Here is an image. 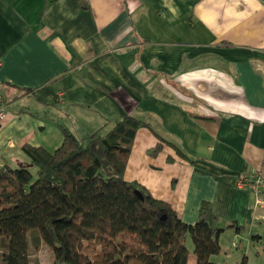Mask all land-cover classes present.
Returning <instances> with one entry per match:
<instances>
[{
  "label": "crops",
  "instance_id": "0c3cea01",
  "mask_svg": "<svg viewBox=\"0 0 264 264\" xmlns=\"http://www.w3.org/2000/svg\"><path fill=\"white\" fill-rule=\"evenodd\" d=\"M0 97V166L131 115L124 179L187 224L208 203L212 261L261 251L264 192L235 178L264 172V0H0Z\"/></svg>",
  "mask_w": 264,
  "mask_h": 264
},
{
  "label": "trees",
  "instance_id": "16d2710c",
  "mask_svg": "<svg viewBox=\"0 0 264 264\" xmlns=\"http://www.w3.org/2000/svg\"><path fill=\"white\" fill-rule=\"evenodd\" d=\"M144 125L125 115L84 136L62 128L54 149L23 145L28 162L0 166V264H31L28 236L49 249L51 264H185L187 238L194 264H223L210 259L223 228L208 203L187 224L124 179L134 132Z\"/></svg>",
  "mask_w": 264,
  "mask_h": 264
},
{
  "label": "rangeland",
  "instance_id": "374dc122",
  "mask_svg": "<svg viewBox=\"0 0 264 264\" xmlns=\"http://www.w3.org/2000/svg\"><path fill=\"white\" fill-rule=\"evenodd\" d=\"M18 156L15 158V161H10V166H16L18 165L17 161L19 162H28L26 155L21 151H16ZM19 152V153H18ZM28 241V259L29 262L32 264L34 262L38 264H51V253L49 249L44 246L40 240H37L35 238H32L31 236L27 237ZM185 245L188 248L192 247V243L190 239H186ZM253 251V250H251ZM236 251L230 252V254H236ZM238 254V253H237ZM239 255V254H238ZM232 258V257H231ZM229 260V259H228ZM232 263V262H230ZM248 264H264V257L262 255V252L259 251V254H255V252H252L249 256Z\"/></svg>",
  "mask_w": 264,
  "mask_h": 264
},
{
  "label": "built area",
  "instance_id": "2783aa9c",
  "mask_svg": "<svg viewBox=\"0 0 264 264\" xmlns=\"http://www.w3.org/2000/svg\"><path fill=\"white\" fill-rule=\"evenodd\" d=\"M7 116L5 105L0 97V122ZM235 186L237 188H247L256 197L255 202L263 203L260 194L264 192V172L262 170L252 171L248 174H239L235 178Z\"/></svg>",
  "mask_w": 264,
  "mask_h": 264
},
{
  "label": "water",
  "instance_id": "95a60500",
  "mask_svg": "<svg viewBox=\"0 0 264 264\" xmlns=\"http://www.w3.org/2000/svg\"><path fill=\"white\" fill-rule=\"evenodd\" d=\"M136 195L141 198V194L138 191H135ZM162 218V217H161Z\"/></svg>",
  "mask_w": 264,
  "mask_h": 264
}]
</instances>
